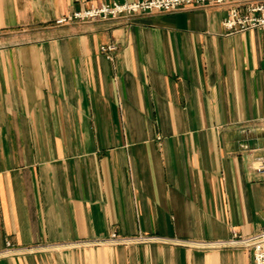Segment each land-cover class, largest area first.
Masks as SVG:
<instances>
[{
    "label": "crops",
    "instance_id": "1",
    "mask_svg": "<svg viewBox=\"0 0 264 264\" xmlns=\"http://www.w3.org/2000/svg\"><path fill=\"white\" fill-rule=\"evenodd\" d=\"M138 1L0 0V264H253L195 245L264 230V27L229 35L230 5L55 24Z\"/></svg>",
    "mask_w": 264,
    "mask_h": 264
},
{
    "label": "built area",
    "instance_id": "2",
    "mask_svg": "<svg viewBox=\"0 0 264 264\" xmlns=\"http://www.w3.org/2000/svg\"><path fill=\"white\" fill-rule=\"evenodd\" d=\"M230 5L226 18L222 21L223 28L230 34H237L244 31L264 27V0H143L130 4L102 5L99 8L75 12L55 22L56 25L68 24L71 22H92L97 20H113L123 16H131L143 13H173L186 8H199L206 6ZM115 50L114 45L101 46L100 51L109 55ZM253 169L257 175L264 174V159L254 160ZM157 238L137 236L135 238L118 237L115 233L110 234L98 244L125 245L132 242L145 243L158 241ZM200 247H235L250 249L253 255V264H264V230L254 236L232 237L225 241L211 244H196ZM13 250L11 244L7 243L5 249L0 252V257L6 256Z\"/></svg>",
    "mask_w": 264,
    "mask_h": 264
}]
</instances>
